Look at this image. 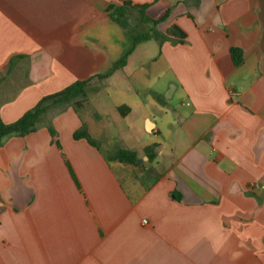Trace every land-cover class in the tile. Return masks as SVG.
I'll use <instances>...</instances> for the list:
<instances>
[{
	"label": "crops",
	"instance_id": "0c3cea01",
	"mask_svg": "<svg viewBox=\"0 0 264 264\" xmlns=\"http://www.w3.org/2000/svg\"><path fill=\"white\" fill-rule=\"evenodd\" d=\"M78 81L100 122L51 103L0 144V264H264V0H0V118Z\"/></svg>",
	"mask_w": 264,
	"mask_h": 264
},
{
	"label": "trees",
	"instance_id": "16d2710c",
	"mask_svg": "<svg viewBox=\"0 0 264 264\" xmlns=\"http://www.w3.org/2000/svg\"><path fill=\"white\" fill-rule=\"evenodd\" d=\"M123 3L124 5H129L132 6L133 8L138 9L141 13L142 19L144 21H152L155 26L158 25L160 22H162L165 18L162 17L161 19H151L150 17H148L145 13L146 9L149 6L148 4L133 5L132 2L129 1H124ZM115 12L116 13L113 14L114 17L117 18L122 17V13L118 12L117 9ZM152 38L158 40L159 43H162L165 40L184 42L186 39V33L182 31V29H180L178 26L172 27L171 29L168 30L167 33H161L160 31L154 28L151 32L134 34V45L138 44L139 42L149 40ZM127 56L128 54H126L123 58H121L117 62L116 68H120L126 63ZM86 86H87L86 81H78L66 87L60 92L43 97L35 107L25 112L19 119H17L12 123H5L0 118V144L7 136L13 134L25 135L27 133L34 131L41 117L48 110V106L51 103L53 104L65 103L75 98L82 97L81 100L76 101L77 107L82 106L84 102L87 100ZM124 108H125L124 106H121L119 107V110L122 113H125ZM74 138L75 139L86 138L91 144L97 145V142L91 137V135L84 126L74 133ZM156 146H157L156 144H153L145 148V151L150 159L154 157L152 152H154ZM109 158L114 160H119L124 163L137 165L138 164L137 159L139 157L138 154L131 149L119 148L113 155H110Z\"/></svg>",
	"mask_w": 264,
	"mask_h": 264
},
{
	"label": "rangeland",
	"instance_id": "374dc122",
	"mask_svg": "<svg viewBox=\"0 0 264 264\" xmlns=\"http://www.w3.org/2000/svg\"><path fill=\"white\" fill-rule=\"evenodd\" d=\"M134 22L135 21H132L131 22V24H132V26L133 25H135L134 24ZM152 45H155L156 44V42L153 40L152 42ZM170 86V85H169ZM98 96H95V95H91V102L89 103V104H86L84 107H82V106H80L79 107V112L83 115V117H85V118H87V119H92V121H98V122H100L103 118L101 117V116H99V115H95V113L96 112H101L102 110L100 109V100H98V98H97ZM177 96L174 98V99H171L170 100V102L171 103H177ZM96 108H98L99 110H101V111H99L98 109H96ZM97 118V119H96ZM95 119V120H94ZM107 120V119H106ZM108 128L110 129V131L113 133V134H115V133H117L118 132V127L116 126V125H114V124H112V125H108ZM123 130H124V132H126V133H131L130 132V129H129V127L127 126V124L126 123H124L123 124ZM113 140H114V138H113ZM118 140H115L114 141V145H118L119 144V142H117ZM134 141H135V139H134Z\"/></svg>",
	"mask_w": 264,
	"mask_h": 264
},
{
	"label": "water",
	"instance_id": "95a60500",
	"mask_svg": "<svg viewBox=\"0 0 264 264\" xmlns=\"http://www.w3.org/2000/svg\"><path fill=\"white\" fill-rule=\"evenodd\" d=\"M171 93H172V90L169 89L168 93L165 94V96L167 98L171 97ZM143 162V159L142 158H138L137 159V163H142Z\"/></svg>",
	"mask_w": 264,
	"mask_h": 264
}]
</instances>
